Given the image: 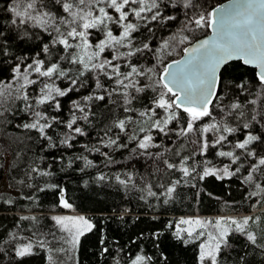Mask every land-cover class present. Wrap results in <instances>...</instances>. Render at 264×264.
Wrapping results in <instances>:
<instances>
[{"label": "snow or ice", "instance_id": "6c2138e0", "mask_svg": "<svg viewBox=\"0 0 264 264\" xmlns=\"http://www.w3.org/2000/svg\"><path fill=\"white\" fill-rule=\"evenodd\" d=\"M180 3L181 0H11L7 5V12L11 14L8 26L17 30L18 38L21 41L40 39V34L46 33L49 39L47 42L41 40L38 45L40 50L33 57L24 55L17 58L10 80H0V116L7 110L5 104L11 107L20 101L24 104L22 110L31 117L30 122L20 127L38 132L39 137L48 142L49 148L57 147V141L70 147V140L77 135L87 134L77 126L78 122H89L95 116L89 102H104L107 99L109 104L122 108L125 117L121 119L117 116L105 128L106 139L100 138L103 147L127 150L130 144H135L131 152L152 158L157 162V171L162 164L167 170L181 172L183 177L195 178V174L201 180L209 175H216L217 179L235 176L247 164V175L243 177V182L253 183L257 173L264 175V154L257 150L258 145L264 144V134H254L255 126L264 129V0H230L227 7L221 5L194 13L187 17L182 31L195 33L200 29H211V36L193 41L189 35H183L178 43L189 46L183 47L184 56L179 60L153 64L151 67L136 62L133 58L145 52H154L159 58L169 49L168 40H164L157 49H152L150 42L146 41L140 42L141 46L137 47L135 34L144 29L151 36L153 22L164 23L176 19L174 15H165L164 12L169 7L175 9ZM182 6L185 9L196 7L194 0H182ZM94 32L102 37L95 43L92 42ZM5 36L6 33L0 31V38ZM10 55L7 39H0V56ZM232 59H240L244 64L254 65L258 69L255 73L259 84L256 99L242 103L237 98L227 105L223 103L225 97L217 92L221 82L220 69ZM63 64L68 67L65 68ZM157 67L161 69L159 73L155 71ZM57 80H67L68 86L60 87L55 83ZM86 87H93V91L79 100L71 101V118L67 121L58 115L49 116L44 110H35L44 106L59 113L63 109L60 98L72 92L78 93ZM235 87L242 94L250 95L247 81ZM31 88H35V91L30 92ZM149 92L153 93L151 97L147 96ZM142 100H147V103L143 111L137 114L133 105ZM258 102L259 110L252 107ZM132 114H137L148 127L141 126L130 133L131 126L139 123ZM206 117L211 122L198 127V123ZM173 122L179 127L170 128ZM54 125L67 129L63 139H54L48 134ZM113 130H117L115 138L111 135ZM152 130L165 137L175 134L187 138L196 133L197 139L192 142L199 146L201 155L209 148H222L228 144L232 150H221L217 155L229 158L231 164L224 165L223 169L204 168L200 174L189 163L191 157L181 156L179 151L174 153L180 157L179 162H170L163 153L150 151L160 147L155 143ZM209 132L217 134L211 143L204 135ZM237 133L244 138L233 143L230 137ZM121 134L127 137V142L122 140ZM96 151L99 152L100 148H96ZM104 155L110 158L109 153ZM87 165H91V161H86ZM233 165L238 166L232 170ZM32 171L39 175H50L35 168ZM220 172L223 175H218ZM98 179L104 180L105 177L100 175ZM116 179L127 186L131 177L125 180L117 176ZM179 183L178 180L172 181L161 195L171 197ZM255 186L264 192V185L256 183ZM51 187L55 189L58 186ZM152 187L146 185L147 196L156 197L157 193L152 191ZM59 191L61 206L71 208L72 205L63 199V189ZM20 219L34 221L36 218L22 216ZM52 220L58 230L65 233L60 239L70 246L68 249H47L50 253L49 264H56L52 253L75 249L79 237L84 231H90L93 225L83 216H53ZM250 222L254 221L249 216L239 219L218 217L215 221L182 218L176 222L175 235L181 238L180 234L184 232L195 240L206 237L199 244L198 264H220L219 257L225 248L230 247L228 238L232 233L245 235L248 242L256 245V234L248 230ZM180 225L188 227L181 228ZM209 226L212 231H206ZM12 242L15 244V256L19 258L32 255L34 246L46 247L44 240L34 244L31 239L25 242L12 236ZM184 242L189 243V240ZM150 259L137 254L131 264H146Z\"/></svg>", "mask_w": 264, "mask_h": 264}, {"label": "trees", "instance_id": "16d2710c", "mask_svg": "<svg viewBox=\"0 0 264 264\" xmlns=\"http://www.w3.org/2000/svg\"><path fill=\"white\" fill-rule=\"evenodd\" d=\"M223 1L225 0H194L196 7L185 9L181 0L175 9L167 8L164 14L174 15L176 19L164 23L153 22L151 36L144 29L135 36L137 47L141 46L140 42L146 41L150 42L152 49H157L164 40H168L169 49L159 58L154 52H145L133 59L141 65L151 67L153 64H166L179 58L183 47L188 45L178 43L183 35H189L194 41L208 33V29H200L195 33L190 30L182 31L187 17L209 11ZM10 2L11 0H0V31L6 33L0 39H7L11 54L8 57L0 56V80L3 81L11 79L12 66L17 58L24 55L33 57L40 50L38 45L41 40L47 42L49 39L46 33H41L40 39L21 41L17 30L8 26L11 14L7 12V5ZM93 37L101 38L96 32ZM63 66L68 67L67 64ZM155 71L159 73L160 67ZM220 73L221 82L217 92L225 97V105L237 98L242 103L248 99H256L259 84L253 68L240 61H231ZM243 81H247L250 95L242 94L235 87ZM55 83L62 88L68 86L67 80H57ZM29 91L34 92L35 88ZM92 91L93 87H86L78 93L72 92L67 97L60 98L63 109L59 113L44 106L35 110H44L49 116L58 115L60 119L67 121L71 118V101L79 100ZM151 95L153 93H147L148 97ZM89 103L95 116L89 122L80 120L77 124L87 134L77 135L74 140H70V147L60 145L57 141L58 146L55 148L47 147L48 142L40 138L35 130L20 127L31 121L28 113L22 110V102L17 101L11 107L4 105L7 110L0 116V180L5 176L16 193L0 192V264H49L48 248L70 247L60 239L65 233L59 231L52 220L53 215L67 212L84 215L93 227L90 231H84L72 251L52 253L56 264H131L137 254L151 257L146 264H198L199 244L206 237L195 240L181 232V238H177L176 222L182 218L211 219L220 215H230L237 219L249 216L253 221L255 217L260 218L258 222H250L248 227L257 236L256 245L248 242L245 235L232 233L228 238L230 247L225 248L219 257L220 264H264V192L255 186L256 183L264 185V175L257 173L253 183H244L247 164L237 175L225 176L223 179H217L216 175H209L203 180L195 174V178L183 177L181 172L167 170L162 164L157 171V162L152 158L131 152L135 144H130L127 150L103 147L100 138L106 139L105 128L114 118L118 116L123 119L125 114L122 108L109 104L107 99L104 102ZM146 103L147 100H142L133 105L137 114L143 111ZM252 107L259 110V102ZM137 114L132 115L139 123L131 126L130 133L133 129L148 126ZM210 122V118L206 117L198 123V127ZM173 123L170 128L179 127L177 123ZM66 132L67 129L63 126L54 125L48 134L54 139H63ZM116 132L117 130H113L111 133L113 138ZM152 132L156 137L155 143L160 147L150 149L151 152L159 151L164 154V158L175 163L180 158L174 155L175 151H179L181 156L189 155V163L200 174L204 168H208L207 161L216 162L215 154L228 147V144L222 148L212 147L201 155L199 146L192 142L197 139L196 133L181 138L175 134L165 137L155 130ZM254 134H264V129L257 125L254 127ZM204 135L211 143L217 134L209 132ZM121 136L127 142V137L123 134ZM243 138V135L237 133L230 140L234 142ZM98 147L99 152L96 151ZM257 150L264 154V144L258 145ZM104 153H109L110 158ZM86 161H91V165L86 166ZM224 165L226 164H219L215 168L223 169ZM233 167L234 165L232 169ZM34 168L40 172H49L50 175H39L32 171ZM100 175L105 179L99 180ZM117 176L125 180L130 176L131 179L125 186L117 181ZM177 180L180 183L171 197L161 195L172 181ZM149 184L153 185L152 191L157 193L156 197L147 196L146 185ZM51 185L58 187L54 189ZM59 189H63V199L72 205L71 208L61 206ZM254 192L257 194L251 195ZM22 216L36 219L21 220ZM209 229L212 228L209 227L206 231H210ZM12 236L25 242L31 239L34 244L38 240H44L46 247L34 246L32 255L19 258L14 253ZM185 240H189V243H185Z\"/></svg>", "mask_w": 264, "mask_h": 264}, {"label": "rangeland", "instance_id": "374dc122", "mask_svg": "<svg viewBox=\"0 0 264 264\" xmlns=\"http://www.w3.org/2000/svg\"><path fill=\"white\" fill-rule=\"evenodd\" d=\"M94 34V33H93ZM117 35H118V32L116 33ZM102 38V37H101ZM97 39H99V38H95V37H93V43H95L96 42V40ZM187 46V45H186ZM171 125H174V123H172ZM144 127H148V126H144ZM151 134H153V132L151 133ZM233 143H235V141L233 142ZM228 147L224 150V151H231L232 150V148H231V146H229V145H227ZM219 152V151H218ZM215 158H216V162H210V161H207V165H208V168H213V169H216L215 168V166H217V165H219V164H223V163H225V164H231V160L229 159V158H226V157H220V156H218L217 154H215ZM218 162V163H217ZM235 166H238V165H234V167ZM234 167H233V169L232 170H234ZM2 191H8V192H11V193H16L15 192V190L14 189H12L10 186H9V184L7 183V181H6V178H5V176L0 180V192H2ZM262 209L264 210V206H262ZM53 216H83V217H85L84 215H82V214H76V215H73L71 212H67V213H63V214H59V213H57V214H55V215H53ZM218 217H231L230 215H220V216H215V217H213V218H208V219H202L201 217H196V218H200L201 220H205V221H215V219L216 218H218ZM258 218V219H257ZM260 220V218L259 217H255L254 218V221H256V222H258ZM210 228H211V226H209ZM208 227V228H209ZM210 231H212V229H209Z\"/></svg>", "mask_w": 264, "mask_h": 264}, {"label": "water", "instance_id": "95a60500", "mask_svg": "<svg viewBox=\"0 0 264 264\" xmlns=\"http://www.w3.org/2000/svg\"><path fill=\"white\" fill-rule=\"evenodd\" d=\"M229 2H230V0H225V1L221 2V3H219L218 5L214 6L213 8H218V7L221 6V5L227 7V6L229 5ZM211 35H212V31H211V29H208V33H206L205 35H203V36H201V37H199V38H197V39H203V38H206V37L211 36ZM187 46H189V45H187ZM187 46H185V47H187ZM183 56H184V53H183V50H182L181 56H180L179 58L175 59V60H179V59H181ZM172 61H173V60H172ZM231 61H240L243 65L248 66V67H250V68H253L254 71H255V73L258 71V69H257L254 65H246V64H244L243 61L240 60V59H232V60L228 61L227 63H229V62H231ZM170 62H171V61H170ZM170 62H168V63H170ZM227 63H226V64H227ZM226 64H225V65H226ZM225 65H223V66L221 67L220 72H221L222 68H223ZM217 89H218V87H217Z\"/></svg>", "mask_w": 264, "mask_h": 264}]
</instances>
